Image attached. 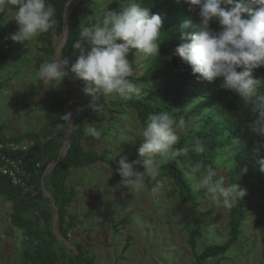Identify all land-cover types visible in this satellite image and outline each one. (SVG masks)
I'll list each match as a JSON object with an SVG mask.
<instances>
[{"label":"trees","instance_id":"1","mask_svg":"<svg viewBox=\"0 0 264 264\" xmlns=\"http://www.w3.org/2000/svg\"><path fill=\"white\" fill-rule=\"evenodd\" d=\"M55 10L54 28L47 33L38 35L36 67L51 62L55 57V38L68 32L67 40L60 51L61 58L74 62L76 50L73 43L79 39V33L85 26H92L98 18H102L106 10L119 11L122 0H112L110 6L97 8L96 0H78L73 9H70L67 21V5L71 0H47ZM141 7L147 8L151 13L159 14L162 18L161 35L157 41L160 44V55L150 56L146 70L136 75L137 66L131 64L132 75L128 79L137 87L142 86L141 94H135L131 99L121 102L103 101L104 108L122 105L135 114L142 127L145 126L148 116L166 111L179 123L184 122V130L180 131L179 142L174 146L178 151L175 156L164 161L159 171L170 175L175 188L182 195L183 202L195 203L200 199H209L204 190L193 192L194 181L192 171L197 168L206 171L211 166L218 174L223 164L231 163L226 169L225 177L228 184L236 183L247 189L246 196L235 203L229 214V239L216 245L204 248L195 253L197 264H203L208 259L225 257L230 249L238 243L243 234L242 226L246 221L252 205L259 202L264 207V173L258 161L264 158V152L257 154L253 151V144L258 137L251 132V122L256 114L251 111V103L240 100L234 93L219 87L220 80L215 83L198 80L192 74L190 66L183 62L179 69L174 68L172 60L175 48L183 42L182 36L195 30L199 23L198 14L189 12L184 0H139ZM97 8L96 17L91 18L93 9ZM11 9L16 11V5L11 3ZM242 18H247L246 14ZM192 21V26L185 29L184 21ZM0 26H5L0 20ZM14 26V24L12 25ZM212 30L218 31L219 25L212 23ZM7 28V27H6ZM6 33V31H5ZM5 38V37H4ZM4 50L2 58H11V52L16 45L10 39ZM38 44H42L39 45ZM256 79L264 80V67L254 70ZM68 84L67 95L53 93L50 99L41 103L40 109L45 114V123L39 131L25 133L20 137L6 139L0 136V143L13 142L21 144L34 141L38 147L26 152H17L12 156L21 160L27 170L32 173L31 190L24 192L21 187L12 183L9 177L2 174L0 163V196L12 204L11 219L13 224L26 231L27 237L34 241L33 250L26 249L23 253L22 264H96L95 258L90 256L82 247L76 246L77 252L66 255V246L60 243L51 225L53 221L52 207L54 204L58 213V229L60 235L70 239V232L76 227L77 218L70 214V207L74 203L75 191L67 186L73 169H84L95 164H109L117 166L118 161L108 160L109 151L106 149L100 155L96 150H88L83 145L87 137L84 121L93 112L89 107L90 98L83 94L82 108L77 115L68 142L65 138L67 121L61 117L65 115L69 96L72 94V83L65 78ZM80 87L82 82L76 81ZM0 88L2 85L0 84ZM34 87L31 95L34 97ZM264 94V85L258 89ZM191 102V104H187ZM187 104V105H186ZM103 108V107H102ZM120 111L109 110L110 114ZM189 124L188 126H185ZM99 138V137H98ZM203 146V152H196L197 144ZM68 147L66 155L61 152L64 146ZM233 154V155H232ZM231 155V157H227ZM53 166L52 170H48ZM199 166V167H197ZM188 168L190 171H188ZM247 169V171H244ZM47 172H49L47 174ZM224 180V177H222ZM228 178V179H227ZM50 192L52 200L44 196V191ZM195 235L192 234L189 245L195 250ZM126 249L129 247L131 237H128ZM263 258H264V240ZM56 244L59 245L56 248Z\"/></svg>","mask_w":264,"mask_h":264},{"label":"rangeland","instance_id":"2","mask_svg":"<svg viewBox=\"0 0 264 264\" xmlns=\"http://www.w3.org/2000/svg\"><path fill=\"white\" fill-rule=\"evenodd\" d=\"M96 1L97 8L106 9L112 2ZM72 3L66 15L69 14ZM97 8L92 10L91 18L96 17ZM14 14L11 0H0V20L2 19L5 25L4 31L0 26V136L6 139L39 131L45 123V114L39 105L50 99L54 92L67 95L68 91L66 80L57 88H51L37 78L35 56L38 52L35 39L25 44L14 42L17 48L11 52L12 57L8 60L2 58L6 52L4 49L7 41L18 30ZM64 40V36L55 38L53 59L60 58ZM149 58L150 56L135 49L130 50L127 56L131 64L138 65L137 76L146 70ZM67 79L74 86L65 114L72 113L73 120L81 111L83 93L82 87L71 74ZM33 87L34 97L30 92ZM137 89V94H141L142 86H137ZM104 101L126 100L112 94L104 97ZM110 109L120 111V114H110ZM128 110L122 105L108 108L103 106L97 113L92 114L84 121L85 126L95 123L101 134L99 138L86 135L83 140L84 147L96 150L100 155L107 149L110 154L108 160L111 161L124 157L128 162L137 161V149L143 142V127L135 114ZM68 125L65 129L67 131ZM180 131L178 129L179 136ZM168 159L170 155L158 157L159 165ZM231 166V163L223 164L222 170L219 171L226 185L228 183L225 172ZM116 167L98 163L71 171L67 186L69 190L71 188L75 191L76 196L69 211L77 218V225L71 230L69 240L60 235L57 208L50 203L53 209L50 229L57 240L66 246L67 256L70 252L78 253V246L94 257L96 264H197L195 253L229 239L228 222L231 208H225L210 199H200L195 203L183 202L171 176L161 171L156 180L149 183V187L155 183L161 185L157 197L152 198L145 192L133 193L120 183L121 177L116 172ZM52 168L53 166L48 171ZM136 169L144 170L140 164L136 165ZM201 173L198 168L192 171L193 183ZM44 196L52 200V195L46 190ZM11 207V202L0 196V264H22L24 251L35 248L34 241L31 242L33 239L27 237L26 231L13 224ZM242 231L240 240L225 257L208 259L203 264H264V207L259 202L250 207ZM192 234L195 235V250L189 245ZM128 237H131V240L126 249ZM58 247L56 244V248Z\"/></svg>","mask_w":264,"mask_h":264},{"label":"clouds","instance_id":"3","mask_svg":"<svg viewBox=\"0 0 264 264\" xmlns=\"http://www.w3.org/2000/svg\"><path fill=\"white\" fill-rule=\"evenodd\" d=\"M16 5L14 21L18 30L10 39L26 43L38 35L54 28L56 10L47 0H11ZM189 12L198 14L199 23L195 30L182 36L183 42L175 48L182 62L190 66L198 80L215 83L237 95L240 100L251 103L256 118L250 123L251 132L258 137L253 144L257 154L264 152V94L258 89L264 80L253 76L254 70L264 67V0H184ZM246 14L247 18H242ZM219 25V30L210 27ZM192 21H184L187 29ZM162 30V18L141 7L139 0H122L119 11L106 10L92 26H85L79 39L72 47L76 50L74 62L67 58H56L40 65L36 76L43 84L57 88L65 78L82 82V93L90 98L88 107L98 112L103 107L104 97L115 94L123 100L137 94V87L128 79L132 75L131 63L127 59L130 50H139L146 56H159L157 43ZM72 113L61 117L71 125ZM178 129L184 130L166 112L150 114L142 129V144L137 149L139 159L128 162L118 161L116 172L120 183L133 193L145 192L155 198L160 194L161 185L150 181L159 174L158 157L175 156L174 146L179 142ZM87 135L99 137L100 130L95 123L87 124ZM203 152L199 143L194 149ZM264 173V158L258 161ZM140 164L143 171L136 169ZM199 167V166H197ZM244 171H247L245 169ZM193 192L204 194L217 204L231 208L247 194V189L236 183L225 184L222 177L211 167L201 173L192 184Z\"/></svg>","mask_w":264,"mask_h":264},{"label":"built area","instance_id":"4","mask_svg":"<svg viewBox=\"0 0 264 264\" xmlns=\"http://www.w3.org/2000/svg\"><path fill=\"white\" fill-rule=\"evenodd\" d=\"M38 147L34 141L16 144L13 142L0 143V163L2 174L9 177L12 183L21 187L24 192L31 190L30 182L32 173L24 166L21 160L12 155L17 152H26L31 148Z\"/></svg>","mask_w":264,"mask_h":264},{"label":"water","instance_id":"5","mask_svg":"<svg viewBox=\"0 0 264 264\" xmlns=\"http://www.w3.org/2000/svg\"><path fill=\"white\" fill-rule=\"evenodd\" d=\"M73 1H74V0H72V1L67 5V9H68L69 5H70ZM72 4H73V3H72ZM74 5H75V4H73V6H72L71 9H73ZM67 9H66V10H67ZM67 19H68V14H67L66 17H65V20H66V21H67ZM67 35H68V32L66 31V32H65V35H64V37H65L64 44H65V42H66V40H67ZM64 44H63V46H64ZM63 46H62V48H63ZM62 48H61V49H62ZM60 58H61V56H60ZM182 64H183V62H182V60H181L179 57H174V58H173V60H172V65L174 66V68L179 69V68L182 66ZM75 118H76V116H74L73 120L70 121L71 125H68V131L65 130V138H66V141H67V139H68L69 134H70L71 131H72V128H73V125H74L73 123H74ZM67 150H68V147L65 145V146H64V150H63L64 155H66Z\"/></svg>","mask_w":264,"mask_h":264}]
</instances>
